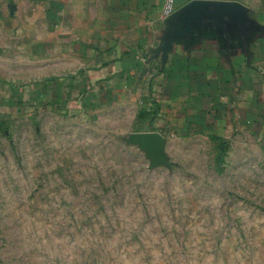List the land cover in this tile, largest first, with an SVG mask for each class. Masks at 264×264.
Masks as SVG:
<instances>
[{"label": "rangeland", "instance_id": "rangeland-1", "mask_svg": "<svg viewBox=\"0 0 264 264\" xmlns=\"http://www.w3.org/2000/svg\"><path fill=\"white\" fill-rule=\"evenodd\" d=\"M6 32L0 264H264V115L165 136L153 156L135 111L31 70Z\"/></svg>", "mask_w": 264, "mask_h": 264}, {"label": "crops", "instance_id": "crops-1", "mask_svg": "<svg viewBox=\"0 0 264 264\" xmlns=\"http://www.w3.org/2000/svg\"><path fill=\"white\" fill-rule=\"evenodd\" d=\"M162 4L0 0V26L31 70L130 107L141 133L252 132L264 115V0H175L167 17Z\"/></svg>", "mask_w": 264, "mask_h": 264}, {"label": "water", "instance_id": "water-1", "mask_svg": "<svg viewBox=\"0 0 264 264\" xmlns=\"http://www.w3.org/2000/svg\"><path fill=\"white\" fill-rule=\"evenodd\" d=\"M139 141L143 146H146L150 149L151 154L154 156L159 153L160 150V137L156 133H142L139 136Z\"/></svg>", "mask_w": 264, "mask_h": 264}, {"label": "built area", "instance_id": "built-area-1", "mask_svg": "<svg viewBox=\"0 0 264 264\" xmlns=\"http://www.w3.org/2000/svg\"><path fill=\"white\" fill-rule=\"evenodd\" d=\"M175 8V0H163L161 13L163 16L167 17L171 15Z\"/></svg>", "mask_w": 264, "mask_h": 264}]
</instances>
